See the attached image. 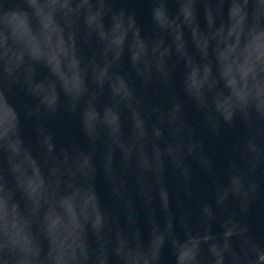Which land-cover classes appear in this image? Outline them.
<instances>
[{"label": "clouds", "instance_id": "9594fccd", "mask_svg": "<svg viewBox=\"0 0 264 264\" xmlns=\"http://www.w3.org/2000/svg\"><path fill=\"white\" fill-rule=\"evenodd\" d=\"M142 2L0 0V264H264V0Z\"/></svg>", "mask_w": 264, "mask_h": 264}, {"label": "water", "instance_id": "95a60500", "mask_svg": "<svg viewBox=\"0 0 264 264\" xmlns=\"http://www.w3.org/2000/svg\"><path fill=\"white\" fill-rule=\"evenodd\" d=\"M117 6L118 7L123 6L129 9L130 11H134L138 19L144 25L145 29L146 30L148 29L149 27L148 11H147L148 6L146 3L142 2V0H120V3H118ZM174 10L175 8L173 6V11ZM201 23L203 24L202 12H201ZM186 38H187V32H186ZM15 99L18 103L21 104L26 100V98L23 96L22 93H18ZM190 115L194 120L196 119L195 115L192 114L191 112ZM52 126L58 136L62 134L63 129L67 128L71 131L72 135L76 139H78L81 143H83V138L81 137L79 132V126L76 120L71 116L65 115L63 119L54 121L52 123ZM24 127H25L26 137L31 139L32 138L31 124H25ZM200 131H201V135L204 137L206 141V146L208 151L216 157L218 166L222 168L225 160L229 158V156L231 155L230 145L235 139V133L232 130H225L220 139L214 140L209 138L206 131H204L203 129H201ZM196 178H197L196 190L199 193L200 188L203 186V184L206 181L204 176L199 172V170H196ZM97 189L102 201L105 204H110V199L108 197L106 188L102 180H98ZM248 221L257 229L258 236L264 235V203L260 201L256 203L253 212L248 217ZM141 223H143L142 218H141Z\"/></svg>", "mask_w": 264, "mask_h": 264}]
</instances>
